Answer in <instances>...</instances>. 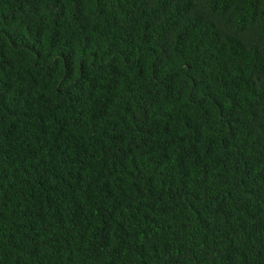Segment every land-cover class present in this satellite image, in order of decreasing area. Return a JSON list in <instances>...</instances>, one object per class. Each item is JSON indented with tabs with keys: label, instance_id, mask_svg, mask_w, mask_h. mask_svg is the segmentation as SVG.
I'll return each mask as SVG.
<instances>
[{
	"label": "trees",
	"instance_id": "1",
	"mask_svg": "<svg viewBox=\"0 0 264 264\" xmlns=\"http://www.w3.org/2000/svg\"><path fill=\"white\" fill-rule=\"evenodd\" d=\"M0 264H264V0H0Z\"/></svg>",
	"mask_w": 264,
	"mask_h": 264
}]
</instances>
